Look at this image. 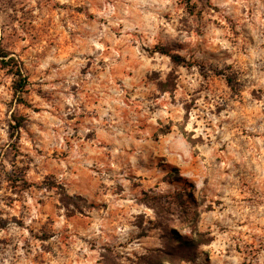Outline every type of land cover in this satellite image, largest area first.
Segmentation results:
<instances>
[{"label":"rangeland","instance_id":"obj_1","mask_svg":"<svg viewBox=\"0 0 264 264\" xmlns=\"http://www.w3.org/2000/svg\"><path fill=\"white\" fill-rule=\"evenodd\" d=\"M1 55L0 264H264V0H0Z\"/></svg>","mask_w":264,"mask_h":264},{"label":"trees","instance_id":"obj_2","mask_svg":"<svg viewBox=\"0 0 264 264\" xmlns=\"http://www.w3.org/2000/svg\"><path fill=\"white\" fill-rule=\"evenodd\" d=\"M1 63L4 67H11L12 74L15 77L14 82V93L17 96H22L26 92V87L28 85V78L25 76V72L23 69L22 64L16 60L15 58L9 57L8 55H1L0 56ZM149 259V258H148ZM161 259V258H160ZM159 257H156L155 263L154 262H148L150 264H162V260H160ZM147 260V259H146ZM166 262V261H165Z\"/></svg>","mask_w":264,"mask_h":264}]
</instances>
